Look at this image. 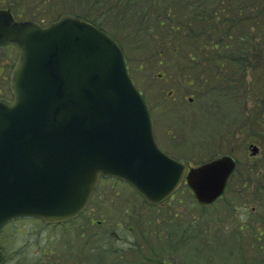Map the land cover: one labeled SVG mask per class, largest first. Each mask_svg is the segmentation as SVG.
Returning <instances> with one entry per match:
<instances>
[{"label": "water", "instance_id": "1", "mask_svg": "<svg viewBox=\"0 0 264 264\" xmlns=\"http://www.w3.org/2000/svg\"><path fill=\"white\" fill-rule=\"evenodd\" d=\"M12 22L0 11V42L19 50L13 100L0 99V229L17 218H75L99 177L129 183L150 205L172 194L186 166L156 144L119 46L72 15L46 27ZM233 169L230 157L215 159L190 169L187 185L209 204Z\"/></svg>", "mask_w": 264, "mask_h": 264}, {"label": "rangeland", "instance_id": "2", "mask_svg": "<svg viewBox=\"0 0 264 264\" xmlns=\"http://www.w3.org/2000/svg\"><path fill=\"white\" fill-rule=\"evenodd\" d=\"M69 2L0 0V10L9 9L21 20L33 19L44 25L68 13ZM246 15L244 13L243 17ZM179 17L185 16L180 12ZM110 19L105 22L106 29L122 45L129 75L156 118V140L161 148L172 158L192 167L231 149L240 160L236 173L226 196L204 208L197 206L185 185L169 205L149 209L128 188L102 182L83 216L77 219L79 224L49 228L29 219L8 224L0 237L7 253L6 264H117L118 258L108 255L109 252L149 250L146 246L148 227L155 232L163 229L173 232L177 223L191 222L196 226L195 240L177 247L172 238L163 251H210V264H243L240 258L254 253L253 261L264 264V129L258 126H264V65L247 73L245 88L234 83L230 93H203L200 91L205 90V84L191 81L190 75V83L187 79L183 81L185 75H180L183 68L176 67L185 63L184 57L188 54L195 55L192 50L198 47L194 34L199 24L191 21L193 30L183 28L182 33L162 30L152 41L141 43L124 24L116 26ZM178 19L176 24H181L183 21ZM212 69L197 67L196 71H202L206 77L212 74ZM163 73L167 74V80L159 78ZM1 87L7 91V83H2ZM188 97L193 98L192 103H188ZM243 125L248 131L242 130ZM251 130L254 143L261 147V155L247 165L245 153L239 147L243 138L249 139ZM255 171H261V177ZM243 181H246L244 186ZM256 182L262 189H256ZM244 219L261 220V237L254 239L248 234L247 238L239 240L229 237ZM90 220L100 221L101 226L89 225ZM116 225L121 226L119 230ZM104 227L108 232L95 236L94 232L99 233ZM134 245H139L138 249L133 248Z\"/></svg>", "mask_w": 264, "mask_h": 264}, {"label": "trees", "instance_id": "3", "mask_svg": "<svg viewBox=\"0 0 264 264\" xmlns=\"http://www.w3.org/2000/svg\"><path fill=\"white\" fill-rule=\"evenodd\" d=\"M69 3V14L96 25L121 48L113 33L106 29L105 22H110V18L116 26L124 24L141 43L152 41L162 30L182 33L183 28L193 30L191 21L199 24L194 34L198 47L192 50L195 55L188 54L185 63L176 67L183 68L180 70V75H185L183 81L187 79L190 83V75L191 81L205 84V90L200 91L203 93H230L234 83L244 87L247 73L264 64L263 0H70ZM180 12L185 16L183 19ZM244 13L248 16L243 17ZM178 18L184 25L176 24ZM197 67L213 68L212 74L205 77L202 71H196Z\"/></svg>", "mask_w": 264, "mask_h": 264}, {"label": "flooded vegetation", "instance_id": "4", "mask_svg": "<svg viewBox=\"0 0 264 264\" xmlns=\"http://www.w3.org/2000/svg\"><path fill=\"white\" fill-rule=\"evenodd\" d=\"M1 10H8L13 17L14 23L25 22V21L37 22L33 19L21 20L20 19L21 17H19V15L16 16L9 9H1ZM17 58H18V49L14 44H12V43L0 44V98L10 97V92H9V88H8L9 78H10V74L12 72V69H13L16 61H17ZM263 65H261V66H263ZM166 75L167 74H165V73L160 74L159 78L163 79V80H165V79L167 80L168 77ZM4 82L7 83V91H5L1 87V84ZM188 85L190 86V84H188ZM7 92H8V95H7ZM187 100H188V103L193 102L192 97H188ZM150 114H151V118H152V122H153L154 136L156 138V134H157L156 133V124H155L156 118H155L152 111H150ZM258 126H259V128L264 129L263 125H258ZM259 128H257L258 131H259ZM242 130H244L245 132L248 131V129L246 128V125L242 126ZM254 137L255 136H254V134L252 135V130H251L249 133V139L243 138V140L240 144V147H239L243 150L241 152L245 153V159H246L247 165L251 164L252 159L255 161L256 159L260 158V155H261V147L254 143V139H253ZM252 147L257 148V151H255V153L253 155L250 153L251 152L250 150ZM231 151H234V150H231V149L227 150V151H225V153L215 155L210 159V160H214V159H217V158L222 157V156H229L234 161V169H233L232 173L230 174V176L227 180L224 192H223V194L219 200H221L222 198H224L226 196L229 184L232 181L234 174L236 173L238 164L240 163L239 162L240 160L238 159V157L235 155V153H232ZM166 154H168V153H166ZM178 161H180V160H178ZM180 162L185 163L188 169L192 167L190 164H188L185 161H180ZM260 172L261 171H259V172L255 171V174L257 176L261 177L262 173H260ZM102 182H111L116 186H123L124 188H128L129 190H131L127 184L122 183L121 181L116 180V179H106V180H100L99 181V183H102ZM245 182L246 181L242 182L243 186L245 185ZM184 183L182 185H184ZM254 185L257 186L256 187L257 190L262 189L260 187L261 185H257V182ZM176 193L173 196H171L167 201H165L163 204L156 207L155 209H162L163 207H166V205H169V203L176 196ZM197 206H199V205H197ZM199 207L204 208V207H208V206H199ZM253 222L255 223L254 225H253ZM79 223H80L79 220H70V221L64 223V227H65V225L71 226V225L79 224ZM239 223H240V225H238L236 227L234 232L229 233L230 238L234 237V239L239 240V239H242V237L247 238V234L249 235L250 238L254 237V239H256V238L258 239L259 237H261V235H262V229H261L262 222H261V220L260 221L259 220L253 221L250 219H244V220H241ZM89 225H95L96 227H99V226H101V222L100 221L93 222L92 220H90ZM120 227L121 226L116 225L117 230H119ZM195 227L196 226L193 225V222H191L190 224L177 223L176 230H174L173 232L171 231V229H169L168 231L166 229H163V230H159L158 232H155L154 230H152V227L150 226L146 230V234L148 235V242L146 244V246L149 248L148 251H143V252L142 251H134V252L112 251V252H109L108 255L116 256L118 258L117 264H210V259H212V258H210V251H207V252L163 251L165 248L164 247L165 244L172 238H174L173 240H175V244L177 245V247L179 244L181 245L184 243L194 241L195 237L193 236V233H195L194 232ZM80 228H81V226H80ZM104 231L108 232L107 227L102 228L99 233L94 232V234L96 236L98 234H102ZM82 233L80 232L81 235H83ZM163 233H166L165 234L166 237ZM179 233L181 235L177 236ZM173 234H175V236ZM138 247H139V245H134L133 248L138 249ZM253 256H254V253L251 254L249 257H246L244 255L243 258H240V260L242 261V263L244 262L243 264H257L259 261H257V260L253 261L255 259V258L253 259ZM4 264H6V259H5Z\"/></svg>", "mask_w": 264, "mask_h": 264}]
</instances>
